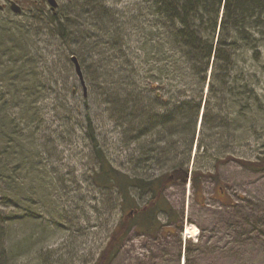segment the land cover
Returning a JSON list of instances; mask_svg holds the SVG:
<instances>
[{"label": "rangeland", "instance_id": "1", "mask_svg": "<svg viewBox=\"0 0 264 264\" xmlns=\"http://www.w3.org/2000/svg\"><path fill=\"white\" fill-rule=\"evenodd\" d=\"M14 1L22 13H13L8 1L0 0V23L25 34L29 41L25 49L38 59L31 81L50 87L37 103L45 126L39 137L45 144L39 147L40 167L45 169L43 178L49 185L39 192L41 198L30 192L34 196L27 202L29 215L11 225L13 259L9 264H95L107 246L121 210L114 193L92 182L94 158L85 130L86 113L108 161L119 171L130 177L151 178L183 163L175 170L186 174V178L173 179L163 193L181 226L169 225V233L159 231L153 236L131 230L108 264H264V170L253 171L233 160L264 156V103L244 120L229 103L213 106L216 116L202 129L204 143L210 144L198 148L200 115L190 153L184 144L190 138L188 134L169 136L166 130L158 129L138 136V99L121 93L116 101L119 105H112L107 101L116 97L120 85L99 84L104 68V75L126 70L136 78L138 0H105V21L111 25L101 30L96 17L101 18L103 15L97 12H102L91 6L95 0L84 6L79 2L78 9L69 0H56V13L61 18L66 16L62 22L71 19L67 28L72 37L65 44L53 32L48 18L38 19L34 0ZM48 8L46 3L44 9ZM108 27L110 33L115 30V36L107 33ZM261 46L258 63L247 54L239 66L250 75L256 74L257 82L250 78L264 97V42ZM68 47L77 51L86 96L75 76ZM132 83L138 88L136 81ZM206 91L207 87L203 101ZM192 94V90H186L187 98ZM216 101L212 98V103ZM125 104L134 107V112L124 115L129 111H116ZM226 156L229 160L217 163ZM193 170L216 173L220 184L204 176L200 180L201 194L197 195L190 179ZM131 195L138 206L147 200L136 190ZM158 220L167 227L165 214L160 213Z\"/></svg>", "mask_w": 264, "mask_h": 264}, {"label": "trees", "instance_id": "2", "mask_svg": "<svg viewBox=\"0 0 264 264\" xmlns=\"http://www.w3.org/2000/svg\"><path fill=\"white\" fill-rule=\"evenodd\" d=\"M69 2L78 9L79 2L84 6L92 0ZM46 3L47 0H34L32 5L38 19L48 18L53 32L65 44L72 37L67 28L71 19H67V23L62 22L66 16L61 18L50 7L46 11ZM105 4V0H95V4H91L94 10L98 8L102 12H97L103 15L101 18L94 14L100 30L110 24L105 21L108 16ZM106 30L110 33L109 27ZM110 34L115 36V30ZM120 37L123 39L122 34ZM263 42L264 0H138L136 78L132 79L131 72L126 70L123 74L111 72L104 75V68L99 75V84L120 85L116 97L107 101L112 105H119L116 101L121 93L138 99V136L158 129L166 130L169 136L188 134L190 138L184 144L190 153L206 87L201 126L197 131L198 148L210 144L204 143L202 129L216 116L213 106L229 103L235 109L233 112L243 120L256 108L262 109L264 97L259 95L250 78L257 82L256 74H248L239 62H245L244 56L250 54L258 63ZM27 44L29 41L20 29L10 30L0 23V264H9L13 259L9 241L11 225L29 215L27 202L34 195L41 198L39 192L45 191L49 185L43 178L45 169L40 167V149L45 144L39 142V137L45 126L44 114L37 103L50 87L42 86L41 81H31L38 59L25 49ZM68 49L71 56L78 59L77 51ZM49 74L52 77V73ZM46 76L48 78V73ZM96 81L97 76L94 83ZM133 81L138 83V88ZM186 90L193 91L191 98L186 97ZM212 98L219 102L212 103ZM133 110L134 107L126 104L116 109L118 113L129 111L124 115L133 113ZM113 114L116 113L113 111ZM85 130L94 158L92 182L97 188L114 193L121 210L107 246L95 262L108 264L131 230L153 236L159 231L169 233V225L181 226L163 193L173 179L186 178V174L175 170L183 166L180 163L172 165V171L157 177H130L108 161L88 113L85 114ZM244 132L248 129L244 128ZM229 158L226 156L216 161L220 163ZM233 160L253 171L264 170V156L256 160ZM207 175L214 183L220 184L216 173L193 170L190 179L197 195L201 194L200 180ZM132 190L147 196L143 205H137L131 195ZM31 191L35 192L33 196ZM160 213L165 214L167 227L158 220Z\"/></svg>", "mask_w": 264, "mask_h": 264}, {"label": "water", "instance_id": "3", "mask_svg": "<svg viewBox=\"0 0 264 264\" xmlns=\"http://www.w3.org/2000/svg\"><path fill=\"white\" fill-rule=\"evenodd\" d=\"M8 3H9V8L13 13L18 14L21 12V7L16 3V1L8 0ZM48 3H49L52 10H54L56 8V5H57L56 0H48ZM2 8L3 7L0 5V10H2ZM70 61L73 64L75 76L78 79L79 84L82 88L83 95L86 96L85 81H84V77H83L81 66L78 62V59L75 56H71Z\"/></svg>", "mask_w": 264, "mask_h": 264}, {"label": "bare ground", "instance_id": "4", "mask_svg": "<svg viewBox=\"0 0 264 264\" xmlns=\"http://www.w3.org/2000/svg\"><path fill=\"white\" fill-rule=\"evenodd\" d=\"M186 233H187V231H186ZM188 233H191L190 231H188Z\"/></svg>", "mask_w": 264, "mask_h": 264}]
</instances>
